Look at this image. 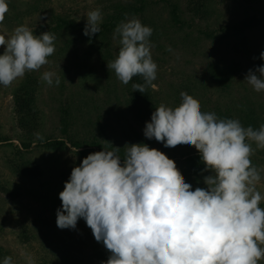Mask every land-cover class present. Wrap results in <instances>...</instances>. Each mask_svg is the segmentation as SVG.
Wrapping results in <instances>:
<instances>
[{
    "label": "rangeland",
    "instance_id": "obj_1",
    "mask_svg": "<svg viewBox=\"0 0 264 264\" xmlns=\"http://www.w3.org/2000/svg\"><path fill=\"white\" fill-rule=\"evenodd\" d=\"M135 1L7 0L8 11L0 22V34L7 38L19 25L28 26L35 35L54 27V22H47L48 18L38 16L37 12L27 15L33 4L74 18L85 27L89 11L99 8L104 17L115 3ZM149 1L154 4L150 5L149 22L144 25L153 29L149 39L158 67L151 93L158 105L179 106L183 91L200 102L202 112H214L220 119H239L242 126L254 129L264 124V92H256L245 81L249 69L264 65L259 58L264 52V0L249 4L213 0V15L204 20L188 12V0H170L179 5L181 19L185 21L182 29L170 23L164 2ZM251 16L262 19L241 33L233 29ZM51 33L56 39L49 63L39 71L26 72L9 87L0 85V264L5 255L12 256L15 264H24L22 250L31 253L36 264H65L63 260L101 264L110 255L103 243L95 240L83 218L78 219L75 229H60L56 225V210L62 206L59 193L72 168L90 154L79 156L61 134V109L70 111L69 133L79 142L97 138L123 150L126 144H148L173 157L177 168L184 152L196 151L191 145L165 147L154 138L147 139L144 128L124 110V84L114 70L108 69L107 63L101 65L96 52L78 42L74 35L63 31ZM119 40L114 31L110 36L113 60L121 47ZM3 51L4 46H0V55ZM232 69L234 76L223 88L212 73L217 70L228 74ZM45 71L57 73L59 86H48L40 79ZM27 84L33 89L31 104L36 115H23L29 122L25 130L19 127L14 94ZM37 133L43 140L37 138ZM58 139L66 142L67 149L51 152L44 147L45 142ZM23 143L30 147L23 149ZM252 146L256 149L254 143ZM250 159L253 165L264 168V149H256ZM203 176L185 181L194 190L204 186ZM258 189L264 194V180ZM260 206L264 208V201ZM260 247L264 248V244ZM258 264H264V259Z\"/></svg>",
    "mask_w": 264,
    "mask_h": 264
},
{
    "label": "clouds",
    "instance_id": "obj_2",
    "mask_svg": "<svg viewBox=\"0 0 264 264\" xmlns=\"http://www.w3.org/2000/svg\"><path fill=\"white\" fill-rule=\"evenodd\" d=\"M8 11L0 0V22ZM83 34L100 32L102 12L87 13ZM153 29L131 17L115 29L121 45L118 56L107 62L119 81L127 85L134 76L144 83L132 85L144 92L154 86L157 64L151 54ZM56 37L49 31L35 35L26 25L17 26L6 38L0 34V85L9 87L26 72L39 71L55 52ZM264 60V52L260 53ZM40 79L59 86L54 71ZM245 81L264 92V65L249 69ZM181 103H161L146 122L147 139L165 147L191 145L204 164L203 185L193 190L173 159L147 144L109 147L87 155L72 168L59 193L56 210L60 229H75L83 218L97 242L110 252L101 264H258L264 259V194L258 185L264 168L252 164L256 149H264V124L258 129L242 126L239 119H220L202 112L200 102L181 92ZM37 138L43 137L37 133ZM253 143L256 149L253 148ZM24 264H36L32 254L20 252ZM2 264H15L6 256Z\"/></svg>",
    "mask_w": 264,
    "mask_h": 264
},
{
    "label": "trees",
    "instance_id": "obj_3",
    "mask_svg": "<svg viewBox=\"0 0 264 264\" xmlns=\"http://www.w3.org/2000/svg\"><path fill=\"white\" fill-rule=\"evenodd\" d=\"M164 2L166 8H168V15L170 23L178 29H182L185 25V21L181 19V10L178 3L170 0H160ZM213 0H188L186 3V9L193 17L200 20L207 19L213 15V10L211 9ZM241 3H253L257 0H234ZM154 4L149 0H136L135 3L130 2H117L112 5L108 10V13L104 14L102 22L100 24V32L89 38L83 34L84 27L78 24L74 18L67 15L55 14L52 10L48 8H39L35 4L31 5L26 11L27 15H33L37 12V15L47 17V22H54L55 26L49 28L48 31L58 33L60 31L67 32L74 35L80 43H86L89 50H94L98 55L101 65L113 60V55L110 52V36L115 31L116 27L121 21H125L131 17H139L142 24L148 23V14L150 12V5ZM107 10V11H108ZM262 18H257L256 16L248 17L243 20L238 26L233 29L239 33L253 28L257 23L261 21ZM44 27V26H43ZM56 31V32H55ZM206 36H209L205 32ZM107 60V61H106ZM235 70L232 69L228 74L223 72L213 71V77L217 82L223 87L227 88V83L234 76ZM135 83H144L142 76H134L132 80L125 85L124 84V110L130 116V119L137 123L139 126L145 128L146 122L151 119L152 113L159 106L158 102L151 93V86H148L144 92L134 91L132 85ZM16 109L20 114L19 117V127L22 129H27L29 122L25 117H34L36 115L35 109H33V89L29 84L27 86H20L18 91L14 94ZM23 115L25 117H23ZM70 111L67 108L61 109V134L67 139L71 147L74 148L77 154L83 157L87 153H94L103 150V147H109L107 143L98 140L97 138H92L88 141L79 142L74 140L69 133V129L72 127V122L70 120ZM148 145V144H147ZM30 144L23 143L22 148L28 149ZM44 147L51 152H62L67 149L66 142L62 139L49 140L44 143ZM115 147V146H114ZM125 150L120 147L119 155L123 159ZM181 160L177 161L180 163L178 169L184 178L188 179L190 177L198 178L201 175H207L208 172H202L204 169V164L201 161L198 151L194 152H184L180 156ZM173 159V157H169ZM5 193L8 189L4 188ZM2 251V250H0ZM3 255H5L3 253ZM7 255H5L6 257ZM66 258V256L64 255ZM65 264H75L70 263L67 260H63Z\"/></svg>",
    "mask_w": 264,
    "mask_h": 264
}]
</instances>
